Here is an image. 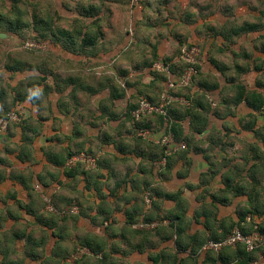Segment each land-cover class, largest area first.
<instances>
[{
	"label": "crops",
	"instance_id": "1",
	"mask_svg": "<svg viewBox=\"0 0 264 264\" xmlns=\"http://www.w3.org/2000/svg\"><path fill=\"white\" fill-rule=\"evenodd\" d=\"M162 2L163 25H180L190 18L191 41L201 46L199 73L188 88L172 91L180 97L179 88L184 89L192 99V116L177 102L168 107L167 122L148 116L135 128L124 116L127 106L141 100L157 103L168 82L183 74L177 70L183 56L170 46L175 42L173 32L166 34L165 27L163 46H156L151 67L142 64L134 71L133 66L120 65L117 56L109 59L107 54L118 51L112 43L111 49L99 48L97 53L96 45L64 42L65 48L62 43L58 48L66 54L80 55L84 61L81 54L92 58L94 88L77 74L49 73L29 87L34 103L29 98L17 102L12 88L9 108L5 104L9 96L0 90L1 110L30 105L27 113L23 109L26 125L0 134V264H212L214 255L202 252V246L230 234L237 214L250 208L248 195L257 198L259 216L249 213L241 226L248 230L255 223L263 226L264 171L259 169L263 161L253 158L263 147L247 124L255 120L253 129L264 134V112L254 113L244 102L234 107L233 102L237 84L264 97V0ZM188 4L194 19L184 11L177 13ZM247 24L256 30L238 32ZM66 31L75 41L88 36L76 29ZM89 34L104 38L102 30ZM55 38H61L59 32ZM157 65L167 67L168 73L157 70ZM157 72L161 80L154 76ZM156 84L164 88L159 96L151 90ZM113 91L124 96L110 100ZM87 93L90 98L79 100ZM173 122L180 125L179 131L172 129ZM139 130L146 136L141 137ZM46 133L50 138L44 140ZM169 133L177 143L170 149L184 144L187 151L177 149L166 167L157 168L165 152L160 140ZM93 140L102 156L97 172L67 174L48 160L59 161L77 149L90 150ZM251 166L256 169L249 175ZM42 194L54 196L60 205L78 199L81 215L50 221L41 205ZM146 196L151 201L148 208ZM145 218L157 227L145 232L131 228ZM260 254H252L251 261ZM223 258L229 264H249L235 259L231 251Z\"/></svg>",
	"mask_w": 264,
	"mask_h": 264
},
{
	"label": "rangeland",
	"instance_id": "2",
	"mask_svg": "<svg viewBox=\"0 0 264 264\" xmlns=\"http://www.w3.org/2000/svg\"><path fill=\"white\" fill-rule=\"evenodd\" d=\"M177 9V13L184 11L187 14H192L191 19H194L191 4H188L187 9ZM41 21L47 22L48 26L44 28L36 25ZM163 24L162 0H141L138 5H130V0H0V34L5 35V38L0 39V90L3 95L9 96L8 102L5 104L8 108L10 107L8 103L13 98L10 92L12 88H17L20 85L25 91V83L30 80L37 81V74L40 72L59 74L62 77H68V74L75 76L77 74L88 80L93 88L95 87L97 77L94 74L92 58L90 57L89 60L86 54H81L86 58V61L79 60L80 55L66 54L60 50L55 36L61 30L77 29L81 31V34L88 32V36L93 30H102L104 38L103 35L100 36L101 38L96 42L97 48L95 46L93 50H96L97 53L107 50L112 43L113 47L111 48H118V51L117 54L115 52L112 54L109 51L110 53L107 54L109 59H115L117 56L118 59H116L119 60L120 65L133 66L134 71H137L140 68L138 65L141 66L144 62H149L152 59L154 47L163 46V28L165 27L166 34L173 32L175 42H180L177 45L171 41L170 46L175 48L174 52L180 55H182L183 49L187 52L185 56L182 55L181 66H186V59L193 58L197 63L201 55V46L191 41L190 18L180 25L173 24L172 27L170 22L165 23L166 26ZM79 37L75 41L77 46L81 42ZM18 61L22 62L24 66L32 67L31 71L12 74L6 70L7 65ZM125 70L128 73H134L129 69ZM154 76L159 79L162 74L157 72L154 73ZM121 78L123 77L121 76ZM122 83L123 79H121ZM163 89L162 86L156 84L151 90L159 96ZM27 92L31 94L29 90ZM90 95L89 93L83 94V96L81 94L79 100L84 97L90 98ZM178 98L184 101L183 98ZM181 106L188 105L181 104ZM28 107L30 105L26 104V107H18L15 110L21 115L23 114L25 118L23 109L24 112L26 110L28 112ZM9 110L11 111V109ZM83 117L81 116L82 122L85 121ZM42 137L44 140L50 138L47 133ZM91 145L93 147L90 149L91 153L88 152L89 150H83V152L90 156H101L94 140L91 141ZM80 166L85 170L84 165L80 164ZM71 202L78 206L79 211L77 215L73 216H80L82 207L79 200L74 198ZM41 205L45 206L42 199Z\"/></svg>",
	"mask_w": 264,
	"mask_h": 264
},
{
	"label": "trees",
	"instance_id": "3",
	"mask_svg": "<svg viewBox=\"0 0 264 264\" xmlns=\"http://www.w3.org/2000/svg\"><path fill=\"white\" fill-rule=\"evenodd\" d=\"M141 0H137V4L135 5H138L140 3ZM131 5V4H130ZM88 11V10H87ZM38 26H41V27H44L46 28V26H48V23L47 22H42L41 23L39 22L38 24H36ZM17 27V25H16ZM18 28V27H17ZM257 26L253 25V24H247L243 27H241L238 32L240 33H243V32H251V31H254L256 30ZM77 30V29H76ZM79 31V30H77ZM71 33L69 31H66V30H61L59 32V35L62 39H64V41L61 39V38H55L57 43H62L61 46L63 48H65L66 44H64V42L68 43V45L71 44L74 45L75 43V38L72 37L70 35ZM101 34H99L97 37L96 36H84L83 38H81V44H82V47H94L96 45V42L98 41L99 37H100ZM237 35V34H236ZM70 43V44H69ZM155 49L156 47H154V53L152 54V57L154 58V60L156 59V53H155ZM144 66L146 67H151L152 63L151 62H144L143 63ZM215 67L217 68V70H219L220 72H222L223 70H221V68H219L217 66L216 63H214ZM188 64L186 63V66H181L180 65V68H177V70H179V74H182L183 70L185 69V67H187ZM194 67L197 71V74L199 73V68H198V64H194ZM31 68L30 66H24V64L22 62H14L13 64L11 65H7L6 66V70L12 74H15V73H18V72H24V71H31ZM172 66H171V72L173 71L174 72V69L172 70ZM126 72V71H125ZM122 71V73H125ZM41 74H43L44 76L43 77H40L38 78V80L40 81H43L46 77V73H43V72H40ZM127 73V72H126ZM178 74V75H179ZM156 76V75H155ZM195 77V76H194ZM193 77V78H194ZM157 78V77H156ZM158 79V78H157ZM28 81L25 83V91L23 90V86L20 87H17L16 88V91H17V98H16V101L17 102H22V101H25L26 99L29 98V101L31 103H34V96L33 94H29L27 92V89L29 87H33L35 86V84H39L40 82L39 81ZM159 80H161V77H159ZM192 83V82H191ZM190 83V84H191ZM23 85V84H22ZM188 88V85L187 87ZM236 97L234 98V102H233V105L234 107H236L237 105H239L240 103L244 102V104L249 108L251 109L254 113H260V112H264V97L257 93V92H250V91H247L245 89V87L241 84H237L236 85ZM183 90H180V94H178L180 97L182 96L183 98H185V101L187 102V105L188 103L190 104L189 106H181L180 104V107L183 108L185 110V114L186 115H191L192 116V111H191V104H192V99L190 97H187L183 94ZM24 91V93H23ZM124 96L123 93H118V92H111L110 93V100H113V99H119V98H122ZM0 97H2V94L0 93ZM2 99V98H1ZM179 104V103H178ZM137 107V105H129L127 106L126 110H125V113H124V116L127 120H130L132 122V125H134V127H138V123L141 120L139 121H134L132 116H131V113L135 110V108ZM5 108V107H4ZM13 110V109H12ZM11 110V111H12ZM15 110V109H14ZM8 112H10L9 109H5V110H1L0 109V117L4 116L5 114H7ZM18 112V111H17ZM20 122L17 123V124H10L6 130V132H10V130L14 127V126H23V125H26L27 124V121L26 118H24L20 113ZM156 116V115H155ZM159 118L163 119L162 117L159 116ZM249 118L250 119H254V116L252 114L249 115ZM255 121V120H254ZM248 122V126L247 128L252 131L254 137L257 139L258 142H260L262 144V147H263V151L260 154H256L255 152V156L253 158H258L259 160H262L263 163L261 164V166H259V169L261 168L263 171H264V134H262L260 131L258 130H254V124L255 122ZM172 129L176 132V131H179L181 129L180 125L178 123H175L173 122L172 123ZM164 148V147H163ZM83 150L85 149H78V150H75V151H71L69 154H67L66 157H63L61 156V158L58 160H54V159H48L49 161H51V163L55 164L56 166H62L64 168V171L69 174L71 172H80L84 175L86 174H91V173H94V172H97V170L99 169L100 167V164H101V160H102V156H99L98 159H97V164H96V168L95 169H92L90 171H85L83 170V168L80 166V164H77L76 166L72 167V168H67L66 167V162L68 161L69 158L75 156V155H78L80 153L83 152ZM165 150V149H164ZM181 151H187V147L185 146V149L181 150ZM87 152V151H86ZM89 153H91V151L89 150L88 151ZM164 153H162V157H164ZM161 157V158H162ZM167 160H168V157H167ZM166 167V166H165ZM256 169V167L254 166H251V168H249L248 170V173L249 175ZM47 195V194H46ZM50 196V195H49ZM167 198H170L171 196L167 195L165 196ZM51 203L52 205L56 208V209H59V210H62L64 208H66L67 206L71 205L73 202H71V200L67 203V204H64V205H60L57 203V201L55 200V197L54 196H51ZM248 201L251 202L250 204V208L244 210L243 212H240L237 214V217H238V222L236 223H233L232 224V228L234 226L238 227L241 229V231L243 233H248L252 228L250 227V230H248L247 228H243V226H241V223L244 222V219L246 217V215H248L249 213H258V216H259V212L258 210L256 209V205L255 202L257 201V198H253L252 196L248 195ZM45 207V206H44ZM45 209V208H44ZM45 214L50 217V221H54V220H64L66 218H71V217H74L73 215H67V216H60L58 214H51L49 212L46 211L45 209ZM262 215H264V210L262 211ZM60 218V219H58ZM144 221H149V222H152L151 220L149 219H144ZM259 230L261 232H264V224L263 226L259 225ZM137 232V231H136ZM224 238V237H223ZM222 238V239H223ZM213 241H219V239H213ZM230 249H233V250H230ZM228 251L232 252L233 253V257L235 259H241V260H246L247 262H250L253 258L251 257L252 254L256 253H246V251L244 250V248L242 246H237L235 248H226V249H223L222 251H220L219 253L215 254V253H212L214 255V259L212 261V264H229V261L225 260L223 258V255L224 254H228ZM259 253L262 252V254L264 255V252L263 250H259L258 251ZM208 253H211V252H208ZM212 255V256H213Z\"/></svg>",
	"mask_w": 264,
	"mask_h": 264
},
{
	"label": "built area",
	"instance_id": "4",
	"mask_svg": "<svg viewBox=\"0 0 264 264\" xmlns=\"http://www.w3.org/2000/svg\"><path fill=\"white\" fill-rule=\"evenodd\" d=\"M137 3V0H130V4L134 5ZM194 50V49H192ZM195 52V50H194ZM194 52L191 51V53L194 54ZM186 50H182V55H186ZM186 63L188 64L186 70L183 72L182 76L175 81H169L167 84V89L164 90V92L160 95L159 101L157 103H152L148 100H141L135 110L131 113V116L134 121H139L145 117L148 116H160L163 118L165 122L168 121L169 115H168V107L172 103H179L180 104H187L185 101L180 100L178 97L174 96L173 93H171L175 88L177 87H184L187 86L193 79L194 76L197 75V71L194 67V64H196V61L194 59H186ZM157 70H161L162 72L168 73V68L163 67L162 65L155 66ZM21 120L19 113L17 110H12L5 114L4 116L0 117V134L5 133L8 126L10 124H17ZM147 134L144 130H139V135L141 137H145ZM160 144L162 147L165 148L164 157L160 159V161L157 163V168H163L166 165L167 157L171 156L173 152L178 150L185 149L184 144H179L176 149H170V146L177 144L172 136V134H168L164 136L160 140ZM98 157L96 156H90L86 153L82 152L78 155H75L68 159L66 162L67 168H72L76 166L77 164L84 165L85 170H92L96 168ZM35 190L39 191L40 187L39 185L35 186ZM41 198L45 204V209L47 212L51 214H58L60 216H67V215H77L78 214V206L75 203H72L71 205L67 206L66 208L59 210L56 209L52 203H51V196L42 194ZM144 204L148 208L151 204L150 199L148 196L144 198ZM249 220V219H248ZM157 227L156 222H149L141 220L139 222H135L131 224V228L134 231L138 232H145L154 230ZM237 246H242L246 253H254L258 252L259 250L264 249V232H261L259 230V224H254L252 229L248 233H243L240 228L234 227L233 230L230 232L229 235L224 237L223 239H220L219 241H208L206 242L202 248V252H212V253H219L223 249L226 248H235ZM261 253V252H260ZM259 253V254H260ZM249 264H264V255L260 254L259 257L256 260L250 261Z\"/></svg>",
	"mask_w": 264,
	"mask_h": 264
},
{
	"label": "water",
	"instance_id": "5",
	"mask_svg": "<svg viewBox=\"0 0 264 264\" xmlns=\"http://www.w3.org/2000/svg\"><path fill=\"white\" fill-rule=\"evenodd\" d=\"M5 38V35L0 34V39ZM234 264H239V262H235Z\"/></svg>",
	"mask_w": 264,
	"mask_h": 264
}]
</instances>
